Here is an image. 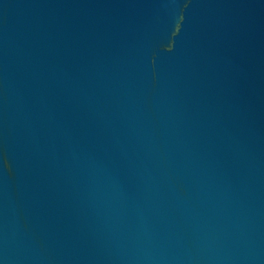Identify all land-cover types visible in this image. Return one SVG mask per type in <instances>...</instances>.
<instances>
[{"label": "water", "instance_id": "water-1", "mask_svg": "<svg viewBox=\"0 0 264 264\" xmlns=\"http://www.w3.org/2000/svg\"><path fill=\"white\" fill-rule=\"evenodd\" d=\"M0 264H264V0H0Z\"/></svg>", "mask_w": 264, "mask_h": 264}]
</instances>
